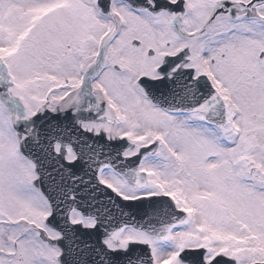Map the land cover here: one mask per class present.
Instances as JSON below:
<instances>
[{"label": "snow or ice", "instance_id": "obj_1", "mask_svg": "<svg viewBox=\"0 0 264 264\" xmlns=\"http://www.w3.org/2000/svg\"><path fill=\"white\" fill-rule=\"evenodd\" d=\"M0 264H264V0H0Z\"/></svg>", "mask_w": 264, "mask_h": 264}]
</instances>
